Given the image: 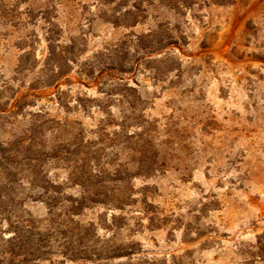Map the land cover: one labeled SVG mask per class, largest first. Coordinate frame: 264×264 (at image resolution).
Segmentation results:
<instances>
[{
	"label": "rangeland",
	"instance_id": "obj_1",
	"mask_svg": "<svg viewBox=\"0 0 264 264\" xmlns=\"http://www.w3.org/2000/svg\"><path fill=\"white\" fill-rule=\"evenodd\" d=\"M0 264H264V0H0Z\"/></svg>",
	"mask_w": 264,
	"mask_h": 264
}]
</instances>
